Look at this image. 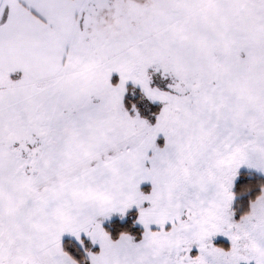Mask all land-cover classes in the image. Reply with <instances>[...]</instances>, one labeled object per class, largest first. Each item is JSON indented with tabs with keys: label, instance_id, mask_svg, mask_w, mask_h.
<instances>
[{
	"label": "snow or ice",
	"instance_id": "obj_1",
	"mask_svg": "<svg viewBox=\"0 0 264 264\" xmlns=\"http://www.w3.org/2000/svg\"><path fill=\"white\" fill-rule=\"evenodd\" d=\"M0 264H264V0H0Z\"/></svg>",
	"mask_w": 264,
	"mask_h": 264
}]
</instances>
